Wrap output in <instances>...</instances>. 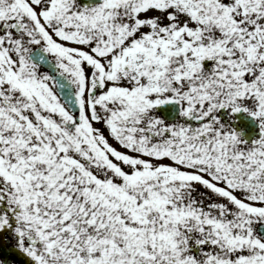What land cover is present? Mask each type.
Instances as JSON below:
<instances>
[{"label": "snow or ice", "instance_id": "obj_1", "mask_svg": "<svg viewBox=\"0 0 264 264\" xmlns=\"http://www.w3.org/2000/svg\"><path fill=\"white\" fill-rule=\"evenodd\" d=\"M0 264H264V0H0Z\"/></svg>", "mask_w": 264, "mask_h": 264}, {"label": "water", "instance_id": "obj_2", "mask_svg": "<svg viewBox=\"0 0 264 264\" xmlns=\"http://www.w3.org/2000/svg\"><path fill=\"white\" fill-rule=\"evenodd\" d=\"M252 129L251 128H249V131H251Z\"/></svg>", "mask_w": 264, "mask_h": 264}]
</instances>
